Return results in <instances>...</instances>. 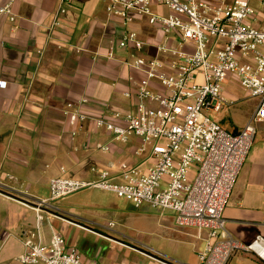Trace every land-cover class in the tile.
I'll use <instances>...</instances> for the list:
<instances>
[{
    "label": "built area",
    "instance_id": "obj_1",
    "mask_svg": "<svg viewBox=\"0 0 264 264\" xmlns=\"http://www.w3.org/2000/svg\"><path fill=\"white\" fill-rule=\"evenodd\" d=\"M57 1L52 27L75 0ZM13 2L0 5V16L12 23ZM105 10L126 27L117 46L144 53L133 52L124 62L141 74L134 90L123 92L133 105L92 116L82 109L88 102L82 97L68 102L64 114L73 134L78 123L90 119L114 142L137 139L132 153L142 159L92 167L93 179L53 176L49 198L39 199L35 209L84 189L107 190L135 206L171 210L177 226L195 228L198 237L204 234L198 264H228L236 252L264 264V238L242 243L231 235L223 215L253 144L255 123L264 121V27L256 23L264 17V0H108ZM142 22L150 27L146 39L131 28ZM106 56L114 58L111 48ZM228 78L255 100L249 120L235 132L211 116L230 103L222 93ZM96 148L110 149L108 144ZM39 223L37 215L35 228L22 231L25 249L17 264H93L59 233L49 244L33 242Z\"/></svg>",
    "mask_w": 264,
    "mask_h": 264
},
{
    "label": "crops",
    "instance_id": "obj_2",
    "mask_svg": "<svg viewBox=\"0 0 264 264\" xmlns=\"http://www.w3.org/2000/svg\"><path fill=\"white\" fill-rule=\"evenodd\" d=\"M5 1L0 0V5ZM107 1L75 0L55 27L57 0H14L15 22L0 16V81L4 82L0 85V264H17L25 249L21 233L35 228L37 215L39 237L33 242L49 244L59 233L68 246L81 249L89 263L198 264L204 234L198 237L195 228L177 226L174 218L171 234L156 237L157 246L147 247L144 242L123 240L120 236H127L121 230L85 216L76 203L63 201L35 209L39 199H46L40 193L49 190L51 177L93 179L97 172L92 167H115L133 155L128 145L137 139L114 142L90 119L78 123L73 134L64 114L68 102L82 97L88 99L82 109L92 116L133 105L134 99L123 92L133 91L141 74L124 62L133 52L144 53L117 46L126 27L120 17L107 14ZM131 28L148 38L147 23ZM110 48L111 59L106 56ZM222 93L230 101L225 107L231 115V126L226 122L222 126L238 131L249 120L255 100L247 116L237 119L238 97L223 87ZM255 127L253 144L223 213L227 229L242 243L264 238V121ZM96 144H108L110 149H98ZM99 241L102 247L96 245ZM228 264L262 263L251 254L236 252Z\"/></svg>",
    "mask_w": 264,
    "mask_h": 264
},
{
    "label": "rangeland",
    "instance_id": "obj_3",
    "mask_svg": "<svg viewBox=\"0 0 264 264\" xmlns=\"http://www.w3.org/2000/svg\"><path fill=\"white\" fill-rule=\"evenodd\" d=\"M259 20V26L264 27V17H260ZM222 87L225 92L238 97L237 102L241 111L237 119L246 117L253 104L252 98H250L236 82L232 81V79L225 80L222 83ZM211 116L221 125L226 122L227 126H231L229 123V117H231V115L228 111V107H224L221 111ZM131 143L132 144L128 145V148H134L135 142ZM141 159L142 156L139 157L131 154L128 155L127 158V160H130L129 162L136 163ZM102 191L107 190L95 188L84 189V191H79L63 198L51 200L50 203L59 204L63 201L73 202L76 203L77 209H79L82 214L97 220L99 224H107L112 221L113 226L111 227L121 230L127 237H120L131 244L135 243L141 245L139 242H144L148 244L146 245L147 247H153L157 246L156 237L168 236L171 234L170 228L175 225L172 223V218L175 216L173 211L155 208L147 203H141L139 206H135L130 200L118 197L110 191L105 192V196H101ZM49 196V190L40 193V197L48 199ZM160 223L161 225L164 224L166 227L159 225ZM91 225L88 226L92 227ZM91 241L94 242L93 240ZM96 245L102 247L100 241L97 242ZM138 245L135 246L139 247ZM142 246L145 245L143 244Z\"/></svg>",
    "mask_w": 264,
    "mask_h": 264
},
{
    "label": "water",
    "instance_id": "obj_4",
    "mask_svg": "<svg viewBox=\"0 0 264 264\" xmlns=\"http://www.w3.org/2000/svg\"><path fill=\"white\" fill-rule=\"evenodd\" d=\"M164 260H165V261H168L169 259H167V258H164Z\"/></svg>",
    "mask_w": 264,
    "mask_h": 264
}]
</instances>
